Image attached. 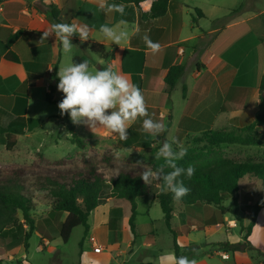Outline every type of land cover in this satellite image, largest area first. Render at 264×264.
Instances as JSON below:
<instances>
[{"label": "crops", "instance_id": "obj_1", "mask_svg": "<svg viewBox=\"0 0 264 264\" xmlns=\"http://www.w3.org/2000/svg\"><path fill=\"white\" fill-rule=\"evenodd\" d=\"M254 1L248 0L245 9L254 6ZM205 2L211 8L217 5L214 0ZM110 3L114 2L0 0V114L7 112L14 115L10 122L12 129L8 132H15V118H27L23 133L18 134L13 149L6 147L8 151L31 153L27 146L21 145V136L28 130L33 102L41 98L54 103L53 94L58 88L52 92V86L56 84L59 67L66 65L65 60L67 64L68 61L73 63L75 56L88 57L93 71L111 65L114 70L126 75L142 90L149 117L168 125V131L161 134L164 139L175 136L180 142L191 135L205 132L210 123L213 128L229 126L243 110L240 105L250 92L249 80H254L257 88L260 87L264 74V35L249 23L256 13H252L254 17L251 19L245 16L228 20L221 26L206 28L202 21L210 15L198 0H170L165 15L144 19L135 3L122 4L125 8L123 16L115 11H107ZM101 4L105 5L104 9L100 7ZM151 4V0L142 2V9L150 12ZM196 8H200L204 15L199 16ZM261 13H264V9L257 12V18ZM53 23L88 24L90 38L81 41L78 34H74L73 50L65 54L54 35L41 40L43 32L50 30ZM102 24L126 25L128 39L120 45L113 44L99 31ZM145 35L159 43L158 51L153 52L146 46ZM247 41H250V47L245 52L243 42ZM87 42L104 44L107 52L114 53L113 57L106 58L91 52ZM177 64L183 65L185 71L171 87L166 75L170 67ZM52 116L47 118L51 119ZM145 118L139 117L130 124L125 144L139 143L140 137L147 134L141 126ZM74 126L77 133L79 124ZM84 126L86 138L90 141L99 137L121 141L118 134L107 129L97 128L94 133L87 125ZM148 137L152 140L157 138ZM242 191L240 184L235 197L238 210L244 208L245 215H240L243 224L248 226L254 202L250 195L241 197ZM114 199L109 198L96 208L100 219L95 229L90 227L92 232L88 233L91 248L84 249L82 244L80 258L75 264H176L175 234L180 256L194 259L196 264H264V208L259 212L248 238L254 249L233 251L217 248L207 251L217 242H243L246 230H243L237 218L228 219V215L216 206L204 204L191 207L176 201L172 230L165 221L164 213L162 229H158L150 213L147 219H139L138 212L134 233L130 226L132 211L129 213L126 206L120 209V202ZM157 199L154 196L153 201ZM105 206H108L107 210ZM19 216L23 221L21 212ZM66 216L67 213L59 220V226ZM42 222L45 232L53 224L50 216H44ZM213 224L217 229L226 228L224 239L215 237L216 232L211 230ZM21 225L29 230L25 222ZM18 227H14L8 236L0 237L2 259L15 257L17 246H13V239L20 235ZM102 234L103 242L100 240ZM91 236L95 237V242ZM42 240L45 247L51 244L45 236ZM99 244L102 249L97 252L94 246ZM0 264H4L3 260Z\"/></svg>", "mask_w": 264, "mask_h": 264}, {"label": "trees", "instance_id": "obj_2", "mask_svg": "<svg viewBox=\"0 0 264 264\" xmlns=\"http://www.w3.org/2000/svg\"><path fill=\"white\" fill-rule=\"evenodd\" d=\"M117 4L135 3L139 9L141 18H157L165 15L168 10L170 0H151L150 12L142 9L141 3L146 0H110ZM199 16H203L200 8L195 11ZM196 19V18H195ZM87 47L91 52L100 54L106 58L113 57V52H107L106 46L98 42H87ZM87 60L91 65V60L86 56H75L73 62L79 63ZM185 67L183 65H173L167 75V83L173 87L181 77ZM56 84L52 86V92L57 88L59 77L55 76ZM260 109L261 112L249 128H254L259 123H264V75L260 85ZM15 132H7L6 147L13 149L18 140V134L23 132L27 125L25 116H18L14 120ZM71 133L70 141L79 148L85 149L89 143L88 138H81L75 132L74 124H69ZM220 143H244L234 131H223ZM164 139V135L156 138L157 141ZM146 151H154L156 148L146 146ZM158 149V148H157ZM184 163L179 165L187 168L193 165L196 169L191 179L182 176L184 184L190 189L189 193L181 200L173 199L170 191H162L163 183L160 182L158 200L164 218L171 228V220L175 212V202H181L186 206H201L204 204L215 205L225 214V206L222 201L226 194H232L235 198L236 209L234 210L243 230H246L243 242H217L216 246L221 249L245 250L254 249L249 241L253 227L257 221L259 212L264 208V196L259 198L251 206V222L244 226L243 220L238 213V201L235 194L239 191L241 181L246 177L260 179L264 183V162L250 163L237 161L225 157L219 150L209 148L196 153V150H188L183 158ZM163 161L153 160L147 168L156 169ZM116 170L107 178V170ZM145 167H137L126 161H119L116 155L105 152L98 156L96 153L83 154L76 159L70 155L60 159L52 160L39 153L30 167H20L14 169L15 177H10L6 181H0V237H6L9 232L25 222L29 230L25 233V246L28 247V240L34 230H38L42 237L45 229L42 220L36 223L32 211L36 207V201L32 194L27 191L23 178L27 175L33 185L38 190H44L49 204L54 211H65L66 218L60 225V236L64 242H68L73 230L80 225L85 226V233L90 229L89 217L98 206L107 202L109 198L125 199L131 203L130 226L135 233V219L138 214V198H148L154 191V183L146 184L140 176ZM170 170V169H166ZM23 215V221L19 213ZM43 243V241H42ZM44 244V243H43ZM175 251L180 257V246L175 234ZM0 261L2 258L0 257Z\"/></svg>", "mask_w": 264, "mask_h": 264}, {"label": "rangeland", "instance_id": "obj_3", "mask_svg": "<svg viewBox=\"0 0 264 264\" xmlns=\"http://www.w3.org/2000/svg\"><path fill=\"white\" fill-rule=\"evenodd\" d=\"M214 1L217 5H215V8H211L209 4H206L207 2H205V0H198L200 3L199 5H201V7H203L210 15L207 19L202 21L206 28L221 26L228 20L231 21L232 19H240L245 16L246 18L251 19L254 17L252 16V13H256L255 17L250 20L249 23L254 24L255 30L257 31L258 28L259 32L264 35V13H261L260 18H257V12L264 9V0L254 1L255 5L251 6L249 9H245L248 0ZM216 17L218 18L216 19ZM243 47L246 52L250 47V41L243 42ZM69 63L70 62L68 61V64ZM64 64H67L66 60L64 61ZM249 83H251L250 89H248L250 92H247L246 98L243 101L244 103L240 105L241 107L243 106V110L239 111L238 116L232 120L231 124L227 127L213 128L211 125L212 123H210L206 126L205 132L191 135L181 142L187 151L196 150L197 153L201 150L215 148L225 157L233 160L250 162L253 164L264 162V123H259L252 129L249 128V126L255 122L257 115L261 112L260 87L257 88V82L252 79L249 80ZM53 96L55 100L54 103L44 101L41 98L35 99L33 102L34 105L31 110V121L29 122L28 130L21 136V145L27 146L31 150V153H19L15 151H8L6 149V133L8 130L12 129L10 127V122L14 115L7 112L0 114V181H6L10 177H15L14 169L16 168L30 167L39 153H43L49 159L56 160L68 155L75 157L76 159L81 158L83 154L90 153H96L100 156L105 152L110 151V153L116 155L119 161H126L137 167L145 168H147L146 165L155 160L154 155L165 139L160 141L155 139L152 140L149 139L147 134L140 137L141 141L139 143L134 141L130 142L129 145L125 144L124 140L116 141L105 137H99L95 140L89 141L85 149L77 147L76 144L70 141V137H68L69 124L72 123V121L67 114L61 115V110L58 107L59 102L57 101L62 100L63 93L57 90ZM3 114H5V116ZM51 114L53 115L51 119L47 118ZM223 131H234L244 143H220L219 140L222 139L221 133ZM86 133L84 124H79L77 134L81 138H86ZM146 146L156 148V150L146 151L144 149ZM184 162L185 160L178 161V163ZM106 172L107 178H109L110 174L115 173L116 170L108 168ZM31 179L34 178L27 175L21 181H23L26 185L27 191L33 195L34 200L36 201V207L32 211V215L35 219L40 221L43 220L44 216H50L51 221L53 222L51 227L44 232V235H46V238L51 242V244L45 247L42 243L43 240L41 233L38 230H34L28 240L29 245L26 247L25 233L27 230L23 228V225H20L18 227L20 235L13 239V246H17L15 257L13 259L5 257L2 259L3 263L75 264L80 258L82 244H84V249H89L92 245L88 234L85 233V226H77L73 230L69 241L64 242L60 236L59 220L66 212L54 211L48 202L46 192L35 188ZM152 182L154 183V191L150 198H138L139 219H147L148 213H150L155 219L156 227L158 229H162L163 211L159 200L157 199L153 201L154 196L158 195L160 182ZM240 184H242L243 188V191L240 193L241 197L250 195L255 203L259 198L264 196V183L260 179L246 176ZM114 200L120 202V209H125L126 206L128 207L129 213L131 212V205L129 201L118 198H115ZM222 203L226 208L225 214L228 215V219L237 218L234 212L236 209L234 195L226 194ZM211 206L214 207L215 205ZM104 208L107 210L108 206H105ZM242 208H239L238 213L239 215L244 216V208ZM95 210L89 217V224L93 229H95L96 224H98L100 219L99 211L97 212ZM211 230L212 232H216L215 237L217 239H224V237H226L225 227L217 229L213 224ZM89 232H92L91 228L89 229ZM101 237L102 238L100 240L103 242V234ZM98 246H100V244ZM217 248L218 246L213 244L211 248L207 249V251H213Z\"/></svg>", "mask_w": 264, "mask_h": 264}, {"label": "clouds", "instance_id": "obj_4", "mask_svg": "<svg viewBox=\"0 0 264 264\" xmlns=\"http://www.w3.org/2000/svg\"><path fill=\"white\" fill-rule=\"evenodd\" d=\"M100 7L104 9L105 5L101 4ZM107 11H115L121 16L125 14L124 6L117 3L108 4ZM99 31L105 39L116 45H120L129 36L126 25L102 24ZM74 34H78L81 41H87L90 38V26L53 23L50 30L43 32L41 40L54 35L60 41L63 53L68 54L73 50ZM143 39L153 52L159 50L158 42L152 41L147 35ZM57 75L59 77L57 88L64 94L58 107L61 115L67 114L73 124L83 123L94 133L97 128L107 129L118 134L120 140L128 138L130 124L139 117H147L142 120L141 126L151 137H159L168 131L167 124L149 117L142 90L126 75L114 70L111 65L93 71L89 62L83 60L60 66ZM186 154L187 149L178 138L170 136L162 142L154 155L155 160H162L163 163L156 169L144 168L140 176L150 185L152 181H162V191H170L173 199L181 200L190 191L181 177L191 179L196 171L193 165L185 168L178 164ZM176 264H196V261L180 256L176 259Z\"/></svg>", "mask_w": 264, "mask_h": 264}, {"label": "built area", "instance_id": "obj_5", "mask_svg": "<svg viewBox=\"0 0 264 264\" xmlns=\"http://www.w3.org/2000/svg\"><path fill=\"white\" fill-rule=\"evenodd\" d=\"M91 240L94 241V242L96 241L95 237H92ZM101 249H102V246H101V245H100V246L95 245V251L98 252V251H100Z\"/></svg>", "mask_w": 264, "mask_h": 264}]
</instances>
